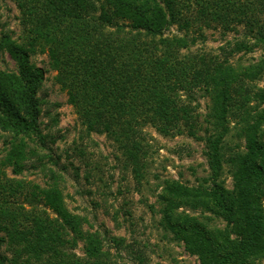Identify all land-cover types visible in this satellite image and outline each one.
<instances>
[{
	"label": "trees",
	"instance_id": "trees-1",
	"mask_svg": "<svg viewBox=\"0 0 264 264\" xmlns=\"http://www.w3.org/2000/svg\"><path fill=\"white\" fill-rule=\"evenodd\" d=\"M14 1L32 40L22 46L0 34V51L18 66L17 73L0 71V132L7 135L0 158V264H122L123 251L147 264L138 238L128 242L87 228L88 218L68 208L61 188L67 168L53 148L57 138L41 129L46 73L31 63L37 43L48 50L57 83L85 131L117 145L137 179L154 152L146 126L165 138L204 142L208 175L191 186L165 180L159 195L169 208H202L226 224L224 231L210 230L187 213L171 224L201 264L264 259V87L254 84L264 65L237 60L264 49V0ZM205 30L237 38L208 50ZM59 120L52 117V125ZM9 168L17 176L38 169L48 181L41 187L15 180ZM164 213L170 225L172 214L168 208ZM4 244L11 260L1 252Z\"/></svg>",
	"mask_w": 264,
	"mask_h": 264
},
{
	"label": "rangeland",
	"instance_id": "rangeland-1",
	"mask_svg": "<svg viewBox=\"0 0 264 264\" xmlns=\"http://www.w3.org/2000/svg\"><path fill=\"white\" fill-rule=\"evenodd\" d=\"M176 30L173 28V32ZM0 34H8L18 44L30 46L32 39L22 25L21 12L14 0L0 2ZM205 34L208 37V50H216L227 41L237 38V34L233 32L225 36L217 30H205ZM238 59L244 66L260 62L264 65V49H257L244 56L239 55ZM31 63L44 69L46 73L43 88L39 92L43 103L41 129L57 138L53 148L57 155L62 156L61 165L67 168L61 177V188L65 192L68 208L88 218L90 226L87 225V228L108 231L110 236L123 237L128 242L135 241L134 236L138 238L137 241L143 247L142 252L146 254L147 264H201L200 257L189 251L183 235L175 233L171 224L184 213L197 218L210 230L224 231L226 224L221 219H214L210 211L202 208H169L159 195L162 192L160 185L165 180H180L187 185L190 182L191 186L197 184V177L208 175L209 165L204 156V142L187 135L165 138L151 125L146 126L145 132L154 144V152L142 173L143 179H137L131 170L125 169L123 156L117 145L106 135L88 134L85 131L68 93L57 83L58 71L53 68L48 50L40 43L33 46ZM0 71L6 74L18 71L16 62L6 50L0 51ZM260 77L254 84L263 88L264 73ZM206 105V101H203V113L206 112ZM58 116L59 123L57 126L52 125V117ZM200 135L202 136L201 133ZM6 137V134L0 132V158L7 150ZM31 165L32 162L28 168ZM190 167L193 168L194 177L190 175ZM38 172V169L27 170L17 176L12 173L11 168L6 170L10 178L44 187L48 180ZM223 179H226L224 186L231 190L232 178L225 174ZM166 208L172 214L170 225L164 213ZM45 210L51 218L56 217L51 209ZM116 215L118 222L114 219ZM31 227L32 224L26 225V229ZM110 247L115 254L119 250L114 244ZM18 248L21 250V247ZM1 252L9 260L13 258V252L8 245H2ZM76 252L83 256L82 249L79 248ZM122 254L125 257L120 260L122 264H140L138 259H128L125 251ZM5 264L13 263L8 261ZM256 264H264V259L256 261Z\"/></svg>",
	"mask_w": 264,
	"mask_h": 264
}]
</instances>
